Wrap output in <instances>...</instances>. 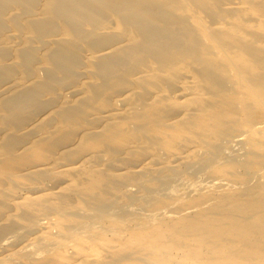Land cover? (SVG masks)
<instances>
[{
  "label": "bare ground",
  "instance_id": "6f19581e",
  "mask_svg": "<svg viewBox=\"0 0 264 264\" xmlns=\"http://www.w3.org/2000/svg\"><path fill=\"white\" fill-rule=\"evenodd\" d=\"M0 264H264V0H0Z\"/></svg>",
  "mask_w": 264,
  "mask_h": 264
}]
</instances>
